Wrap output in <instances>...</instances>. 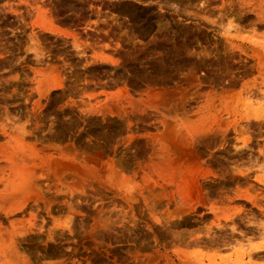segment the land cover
Returning <instances> with one entry per match:
<instances>
[{
	"label": "rangeland",
	"instance_id": "1",
	"mask_svg": "<svg viewBox=\"0 0 264 264\" xmlns=\"http://www.w3.org/2000/svg\"><path fill=\"white\" fill-rule=\"evenodd\" d=\"M113 1L0 12V264H264V0Z\"/></svg>",
	"mask_w": 264,
	"mask_h": 264
},
{
	"label": "bare ground",
	"instance_id": "2",
	"mask_svg": "<svg viewBox=\"0 0 264 264\" xmlns=\"http://www.w3.org/2000/svg\"><path fill=\"white\" fill-rule=\"evenodd\" d=\"M54 1H56V2H59V3H61V1L62 0H53V3H54ZM113 1V0H112ZM132 1H135V0H114L112 3H111V6H112V8L114 7V6H116V7H124V9L126 10V8H129V9H132V11H133V14H134V17L133 18H135L136 20H138V21H136V22H138V23H140V24H142L140 21H144V22H147V24H149L148 22H150V20L152 21V18L153 17H155V15H157V14H153L152 13V10H153V4H154V1L152 2V5H149L148 4V6H144V5H139V4H135V3H133ZM64 2V1H63ZM151 2V1H150ZM55 4V3H54ZM53 4V5H54ZM151 4V3H150ZM156 4H157V2H156ZM155 4V5H156ZM158 5V4H157ZM223 5H225V2L223 3ZM56 6H60V9L59 10H57V12L56 13H58V15H60L62 18H63V20H70V18L71 17H66V15H65V13H66V10L64 11V9L66 8H64L63 9V7L65 6H61V5H56ZM55 6V7H56ZM110 6V7H111ZM115 7V8H116ZM135 7V8H134ZM118 8V9H119ZM122 8H120V11H121V9ZM55 10H56V8H54ZM90 9V8H89ZM88 8H87V2H86V0H79V10H81L82 11V13H84V14H88L87 16H91V11H92V8L89 10ZM53 10V9H52ZM123 10V9H122ZM124 10V11H125ZM167 10V9H166ZM96 11V10H95ZM0 12H4V13H6V12H14V13H17V11H16V9H14V6H13V0H0ZM54 12V11H53ZM127 12V11H126ZM13 13V14H14ZM94 13V12H93ZM90 14V15H89ZM129 14V13H128ZM68 15V14H67ZM129 15H131V14H129ZM128 15V16H129ZM162 15V14H161ZM57 16V15H56ZM93 16V15H92ZM91 16V17H92ZM172 16H173V14H172ZM246 17V16H245ZM248 17V16H247ZM73 18V17H72ZM90 18V17H89ZM132 17H131V19H133ZM134 19V20H135ZM154 19V18H153ZM71 20H73V19H71ZM89 20V19H88ZM133 20V21H134ZM90 21V20H89ZM195 21H196V18H195ZM60 22V21H59ZM86 23H87V21H85ZM143 22V23H144ZM192 22V21H191ZM194 22V21H193ZM79 21H78V23H77V25L79 26ZM81 23H82V21H81ZM80 23V24H81ZM85 23V24H86ZM90 23V22H89ZM89 23H87L86 24V28H91L90 27V25L91 24H89ZM150 23H152V22H150ZM202 23V22H201ZM146 24V25H147ZM145 25V24H144ZM149 26V25H148ZM185 25H183V27H184ZM188 25H186V27H187ZM191 29H190V28ZM188 28H189V30H191L192 32H193V34L194 33H196V34H199L198 32H199V29H201V27H203V26H201V24L199 25V24H197V22H195L194 23V25H193V23H192V26L190 25ZM205 27H206V25H205ZM45 29H49V30H51V31H53V29H50V27L48 28H46L45 27ZM204 29V28H203ZM207 31V30H206ZM201 34V36L203 37V35L202 34H206V32H204V33H200ZM208 36V35H207ZM214 38V37H213ZM223 38V37H222ZM209 39H210V37H209ZM220 39V36L218 37V39H216V40H219ZM75 40V39H74ZM211 40V39H210ZM210 40H208V42H212V41H210ZM215 40V39H214ZM223 40V39H222ZM226 40V39H225ZM225 40H223V41H225ZM79 42V41H78ZM207 42V43H208ZM219 42V41H218ZM227 42V41H226ZM74 43V42H73ZM76 44H78L77 42H75ZM74 43V44H75ZM207 43H206V45H207ZM214 44H215V41L213 42ZM228 43V42H227ZM227 43H224V44H227ZM209 44V43H208ZM229 44V43H228ZM79 45V44H78ZM75 46V45H74ZM203 46V45H202ZM210 46V48L209 49H211L212 47L211 46H213V44L211 45H209ZM230 46H232V45H230ZM79 47V46H78ZM204 47V46H203ZM223 47V44H222V42H221V40H220V42L217 44L216 43V45L213 47V49H211L212 51H211V54H212V52L213 53H215L214 55H218L217 57H219V54H222L221 53V48ZM229 47V46H228ZM235 47V46H234ZM225 48V47H224ZM237 48V47H236ZM235 48V49H236ZM206 49V48H205ZM208 48H207V50H209ZM234 49V50H235ZM227 50H228V48H227ZM229 50H231L230 48H229ZM228 50V51H229ZM233 50V51H234ZM222 51H223V49H222ZM232 51V50H231ZM208 52H210V50L208 51ZM223 52H226L227 53V51H226V48L224 49V51ZM235 52H237V51H235ZM231 53V52H230ZM230 53L228 54V55H230ZM233 54H235L234 52H232ZM231 53V54H232ZM236 54H238V53H236ZM247 55V54H246ZM222 56V55H221ZM226 56H227V54H226ZM244 57V56H243ZM223 58V57H222ZM233 58V57H232ZM237 59V58H236ZM248 59V58H247ZM242 60V59H241ZM231 61V60H230ZM237 61H238V59H237ZM243 61V60H242ZM245 61H247V60H245ZM239 62H240V60H239ZM239 62H237V63H239ZM248 62V61H247ZM246 62V63H247ZM235 63V62H234ZM242 63V62H241ZM243 63H245L244 61H243ZM248 64V63H247ZM247 64H242L244 67L243 68H245V65L247 66ZM239 65H240V63H239ZM236 68V67H235ZM202 87V86H201ZM198 95V94H197ZM226 137V136H225ZM223 141V140H222ZM55 158V157H54ZM53 159V158H52ZM62 159V158H61ZM60 158H59V160L58 159H55L53 162H52V164L54 163L55 165H56V171H57V169H60L59 171H61L62 169H64V166H65V162L63 161V160H61ZM48 161V160H47ZM46 161V162H47ZM50 162V161H49ZM53 164V165H54ZM48 165V164H47ZM47 165H45V166H47ZM52 167V166H51ZM55 167V166H54ZM53 167V168H54ZM58 167V168H57ZM65 168H66V166H65ZM34 169H36V168H34ZM36 171V170H35ZM63 171V170H62ZM70 171V170H69ZM37 174V173H36ZM54 174V173H53ZM59 175V174H58ZM34 183V182H33ZM264 250V249H263ZM145 260V259H144Z\"/></svg>",
	"mask_w": 264,
	"mask_h": 264
},
{
	"label": "water",
	"instance_id": "3",
	"mask_svg": "<svg viewBox=\"0 0 264 264\" xmlns=\"http://www.w3.org/2000/svg\"><path fill=\"white\" fill-rule=\"evenodd\" d=\"M156 8V6H153V9H155Z\"/></svg>",
	"mask_w": 264,
	"mask_h": 264
}]
</instances>
